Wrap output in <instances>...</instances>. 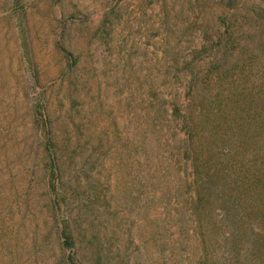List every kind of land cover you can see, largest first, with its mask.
<instances>
[{
  "label": "rangeland",
  "instance_id": "rangeland-1",
  "mask_svg": "<svg viewBox=\"0 0 264 264\" xmlns=\"http://www.w3.org/2000/svg\"><path fill=\"white\" fill-rule=\"evenodd\" d=\"M196 73L263 162L264 0H0V264H67L57 195L82 264H264L250 152L222 134L197 162L222 178H194L172 112Z\"/></svg>",
  "mask_w": 264,
  "mask_h": 264
},
{
  "label": "trees",
  "instance_id": "trees-1",
  "mask_svg": "<svg viewBox=\"0 0 264 264\" xmlns=\"http://www.w3.org/2000/svg\"><path fill=\"white\" fill-rule=\"evenodd\" d=\"M198 73V72H197ZM194 74V82H191V86L194 88V91L189 89L188 91V96L190 98L188 108L185 114L182 113V108L175 103L172 116L173 117H178L181 118L182 120V128H185L186 133L188 134V139L187 142H190V144L187 145L186 149V154L187 157L193 160V165L196 166V169L194 168V178L198 182H208L207 178L211 181H213V176H214V182H219L222 176L220 173L212 174V175H202L198 170H197V162L202 159V155L206 154L209 150L208 147L211 145L212 140L217 138L220 135H224L226 137V142L234 144L238 150L243 151V152H250L252 158L250 161V168L245 171L243 174L240 175L241 177V182L244 184H250L249 187L246 189H255V198H257L262 191H258L257 189L259 188H264V161L262 162V158L257 156L256 154L254 155L250 150L249 146L250 144L247 143L246 139H238L239 143H236L234 141L233 136H229V131L232 130L233 124L238 122V127L241 129L244 127L243 132L240 134L241 135H247L249 137H255V135L252 132L253 125L255 123H252L247 120H242L239 121L236 119V116L231 117L230 114V108H229V98L228 95H220L215 89H212L208 92L209 96L206 98V101L203 103H198L201 101V96H202V90L200 89V83L202 82L203 85L210 87V78L204 79L203 77ZM205 80V81H204ZM214 81H217V79H214ZM220 85V83H219ZM193 92L195 93L194 95V100L193 99ZM192 102V103H191ZM238 102H236L237 104ZM239 112V111H238ZM241 112V111H240ZM240 112L238 114H240ZM208 120L212 124L211 128L205 133H201L199 130L200 123L203 121ZM48 127V126H47ZM177 133V132H175ZM207 139V143L203 142V139ZM198 138V142L200 145L196 146L194 145L195 139ZM51 143V140H49ZM257 143V141H254ZM192 150V152H191ZM242 164H236L237 170H241ZM230 167V166H229ZM206 177V179H204ZM245 188V187H244ZM204 192V191H203ZM218 193V192H217ZM59 194V193H58ZM214 195V194H213ZM59 195L56 196V198L53 200V210L57 215V223L59 226L58 228V235H59V241L61 245L68 250L65 262L67 264H82L78 252H77V244L80 240L79 235L75 234L74 228H80L81 223H78V219H73V217L69 216L67 213H61V202L59 198L57 199ZM217 199H221L219 196L215 195ZM203 197V196H202ZM202 197L198 198L199 200L196 202L197 206L202 204ZM223 200V199H222ZM207 208H210L208 212L212 211V206L207 205L205 206ZM205 207L202 204V207L196 208V210H206ZM239 210V208L237 209ZM202 215L200 214V218ZM75 226V227H74ZM196 230V229H195ZM85 241V240H84ZM99 260V261H98ZM98 263L100 264V258L97 259ZM96 261V262H97ZM264 263V261H263Z\"/></svg>",
  "mask_w": 264,
  "mask_h": 264
}]
</instances>
